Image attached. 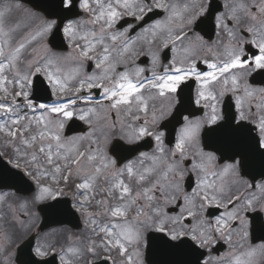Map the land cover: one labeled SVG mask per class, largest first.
<instances>
[{
    "label": "snow or ice",
    "instance_id": "snow-or-ice-1",
    "mask_svg": "<svg viewBox=\"0 0 264 264\" xmlns=\"http://www.w3.org/2000/svg\"><path fill=\"white\" fill-rule=\"evenodd\" d=\"M54 30L67 55L45 43ZM38 77L58 102L33 98ZM253 77L264 78V0H59L46 16L0 0V165L36 186L20 211L0 195V256L11 264L37 205L70 197L86 233L37 246L33 264H264V180L249 172L264 176V86ZM189 81L204 115H184L169 148L165 122ZM77 121L86 130L67 134Z\"/></svg>",
    "mask_w": 264,
    "mask_h": 264
},
{
    "label": "flooded vegetation",
    "instance_id": "flooded-vegetation-1",
    "mask_svg": "<svg viewBox=\"0 0 264 264\" xmlns=\"http://www.w3.org/2000/svg\"><path fill=\"white\" fill-rule=\"evenodd\" d=\"M216 3L218 4H222L223 0H216ZM124 21H121V24H123ZM214 38V37H213ZM138 63H141L142 65L145 66V73L144 75H149V65H147L145 63V58H141V60L138 61ZM166 63V61H165ZM122 70V69H118ZM253 79H255L256 83L255 86L256 87H261L264 86V78H258V77H253ZM190 85H192V88L189 90L187 88V86H185V91L183 93V101H182V105L183 108L182 110H180L181 114L187 115L189 116L190 119H199L201 116L204 115V111L203 109H201L200 107L196 106L193 102L195 99V88H196V84L194 81H189L188 82ZM229 102V98L226 97L225 98V104L227 105ZM179 106V105H178ZM177 106V107H178ZM175 115V113H174ZM112 119H115V114H111ZM165 123H168V128L166 129V139L165 142L168 145L169 148L174 147V143H175V137L178 135L179 133V129L183 124V119L180 120V122H177V120H174L172 122L166 121ZM179 123V124H178ZM201 140L202 143H207V138L203 135L201 136ZM169 141H171V143H169ZM117 141H113L112 144H114ZM143 144H145V147H151V145H149L148 140H145L142 142ZM112 145H110L111 148ZM250 175L251 176H255L257 183H259L261 180H264V176L260 175V168L258 167V165H252L249 169ZM215 211V210H213ZM78 240L77 238H53V239H49V240H44L43 243L41 245H45L46 243H52V244H57V245H64L67 246L69 244H74L77 243ZM259 242V241H257ZM225 251V248L222 247L221 245H217L214 249H213V253L214 254H222ZM57 252H59V247H57ZM16 253H17V248H16ZM16 255V254H15ZM58 258V264H59V257ZM14 264H17L15 259L13 261Z\"/></svg>",
    "mask_w": 264,
    "mask_h": 264
},
{
    "label": "water",
    "instance_id": "water-1",
    "mask_svg": "<svg viewBox=\"0 0 264 264\" xmlns=\"http://www.w3.org/2000/svg\"><path fill=\"white\" fill-rule=\"evenodd\" d=\"M29 4H31L35 9L44 12L46 15L50 12H55L57 10V6L59 4V0H23ZM58 18L60 17H53ZM72 17H69L70 19ZM56 36H60V33L56 32ZM6 165H0V188H13L23 193H27L33 190V186L25 181L24 179H19L17 177L11 176L6 172H3V169ZM19 176V175H18ZM61 209V210H60ZM55 210L50 209L49 207L44 208V215H45V223L43 225L44 228L53 226L59 223H68L71 225H75V222L72 217H70L67 213L64 212L63 207L61 206ZM61 214H59V211ZM59 214V215H58ZM161 260H180L178 257L168 256L167 254L160 255Z\"/></svg>",
    "mask_w": 264,
    "mask_h": 264
},
{
    "label": "rangeland",
    "instance_id": "rangeland-1",
    "mask_svg": "<svg viewBox=\"0 0 264 264\" xmlns=\"http://www.w3.org/2000/svg\"><path fill=\"white\" fill-rule=\"evenodd\" d=\"M27 7V6H26ZM17 38H19L18 36H17ZM38 43V42H37ZM49 47V46H48ZM37 51L39 52V53H43V48L42 47H39L38 49H37ZM69 51H72V49H70ZM56 52V51H55ZM69 52H67L66 54H64V55H67ZM56 102H58L57 101V99H55L52 103H56ZM51 103V104H52ZM0 195H4V196H6V198L8 199V197L10 198L12 195L10 194V193H8V192H5V191H0ZM32 197L33 196H31V197H29V199L28 200H26V201H31V199H32ZM17 206L19 207L20 206V204H17ZM5 209V208H4ZM24 218V217H23Z\"/></svg>",
    "mask_w": 264,
    "mask_h": 264
}]
</instances>
